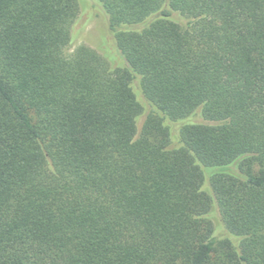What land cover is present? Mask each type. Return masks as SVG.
I'll return each mask as SVG.
<instances>
[{"label":"trees","instance_id":"1","mask_svg":"<svg viewBox=\"0 0 264 264\" xmlns=\"http://www.w3.org/2000/svg\"><path fill=\"white\" fill-rule=\"evenodd\" d=\"M0 264H264V0H0Z\"/></svg>","mask_w":264,"mask_h":264},{"label":"rangeland","instance_id":"2","mask_svg":"<svg viewBox=\"0 0 264 264\" xmlns=\"http://www.w3.org/2000/svg\"><path fill=\"white\" fill-rule=\"evenodd\" d=\"M87 6L88 10L81 14L80 22L82 24L77 26L78 30L69 45L68 51L79 44H85L102 53L105 41H109V35L104 25L103 12L95 1H90ZM176 17V20L182 24L186 21L185 18Z\"/></svg>","mask_w":264,"mask_h":264}]
</instances>
